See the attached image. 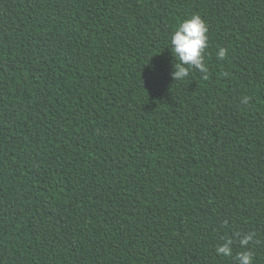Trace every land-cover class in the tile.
<instances>
[{"label": "trees", "instance_id": "16d2710c", "mask_svg": "<svg viewBox=\"0 0 264 264\" xmlns=\"http://www.w3.org/2000/svg\"><path fill=\"white\" fill-rule=\"evenodd\" d=\"M193 15L207 78L175 82ZM249 233L264 264V0H0V264H235Z\"/></svg>", "mask_w": 264, "mask_h": 264}, {"label": "clouds", "instance_id": "9594fccd", "mask_svg": "<svg viewBox=\"0 0 264 264\" xmlns=\"http://www.w3.org/2000/svg\"><path fill=\"white\" fill-rule=\"evenodd\" d=\"M208 26L199 16L193 15L178 24L170 37V51L174 58L173 72L171 78L175 82L187 79L193 70L198 71L203 78H207L208 68L205 63V52L208 48ZM227 49L220 48L217 59L226 58ZM243 103L249 102V97L243 98ZM235 236H240L235 233ZM254 233L245 234L239 239V244L245 248L244 251L233 256L232 245L234 240L225 237L224 242L216 247V253L222 258H231L235 264H253V252L247 250L249 243L253 240Z\"/></svg>", "mask_w": 264, "mask_h": 264}]
</instances>
